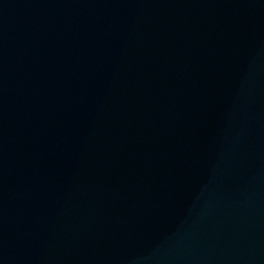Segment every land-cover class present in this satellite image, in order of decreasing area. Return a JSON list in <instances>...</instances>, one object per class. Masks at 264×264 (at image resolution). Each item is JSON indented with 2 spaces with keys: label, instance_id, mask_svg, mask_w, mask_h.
<instances>
[{
  "label": "water",
  "instance_id": "1",
  "mask_svg": "<svg viewBox=\"0 0 264 264\" xmlns=\"http://www.w3.org/2000/svg\"><path fill=\"white\" fill-rule=\"evenodd\" d=\"M59 188L264 256V0H0V197Z\"/></svg>",
  "mask_w": 264,
  "mask_h": 264
}]
</instances>
